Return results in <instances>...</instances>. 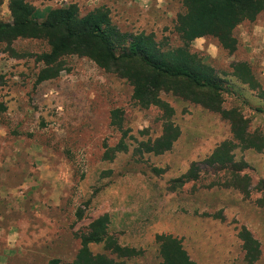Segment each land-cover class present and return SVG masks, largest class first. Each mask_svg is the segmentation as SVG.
Masks as SVG:
<instances>
[{
  "label": "rangeland",
  "instance_id": "obj_1",
  "mask_svg": "<svg viewBox=\"0 0 264 264\" xmlns=\"http://www.w3.org/2000/svg\"><path fill=\"white\" fill-rule=\"evenodd\" d=\"M27 1L41 19L70 3L82 15L105 7L123 32L153 33L166 48L182 44L175 31L182 0ZM9 3L0 0V21H12ZM233 34V52L212 36L191 46L227 89L221 110L162 92L180 136L169 151L143 156L134 150L162 134L163 112L136 104L127 80L72 56L57 78L37 84V56L49 50L47 41L0 44V264H72L78 233L102 215L110 234L136 250L129 264H161L162 234L181 240L196 264H246L242 228L259 241L255 264H264V10ZM116 109L124 115L129 150L111 157L122 137L111 124ZM235 114L261 148L241 144L232 162L208 163L217 147L234 140L227 117ZM193 163L198 179L176 186ZM236 177L251 194L227 186ZM91 250L106 251L102 245Z\"/></svg>",
  "mask_w": 264,
  "mask_h": 264
},
{
  "label": "trees",
  "instance_id": "obj_2",
  "mask_svg": "<svg viewBox=\"0 0 264 264\" xmlns=\"http://www.w3.org/2000/svg\"><path fill=\"white\" fill-rule=\"evenodd\" d=\"M182 4L184 11L178 15L175 24L182 44L176 48H166L153 33L121 31L105 7L82 15L79 6L70 3L50 9L41 19L27 0H10L12 21H0V44L11 45L19 39L47 41L49 50L37 56L40 63L37 84L57 78L64 70V60L72 56L91 59L100 68L127 80L133 88L132 99L136 104L143 108L156 107L163 112L162 134L138 142L134 155H159L169 151L180 136L179 127L173 121L174 108L162 98V92H171L214 111H220L222 107V92L227 89L222 80L191 53L193 41L212 36L224 49L233 52L237 48L234 30L246 20L254 21L264 10V0H182ZM0 109L5 110V107L0 105ZM227 118L232 124L234 140L217 147L207 159L210 164L232 162L231 153L241 144L261 148L247 128L241 126L245 121L240 114ZM111 124L122 133L119 143L110 151L113 157L129 150L130 135L124 129L121 110L111 113ZM196 165L193 163L175 180L176 186L198 179ZM228 184L241 189L247 196L251 194L249 186H244L239 177ZM77 215L82 219L84 211L79 209ZM239 237L245 263H257L261 257L259 241L247 228H242ZM78 238L80 247L72 264H129V260L137 255L135 249L122 246L110 234L106 215L92 220L78 233ZM158 243L161 264H196L178 238L162 234L158 236ZM92 245H102L106 251L95 253L91 250ZM59 263L58 259L51 261V264Z\"/></svg>",
  "mask_w": 264,
  "mask_h": 264
}]
</instances>
